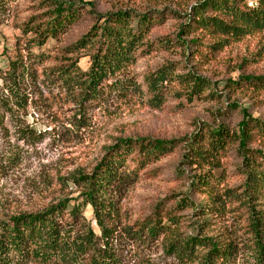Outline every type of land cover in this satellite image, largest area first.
I'll return each instance as SVG.
<instances>
[{
  "label": "rangeland",
  "instance_id": "rangeland-1",
  "mask_svg": "<svg viewBox=\"0 0 264 264\" xmlns=\"http://www.w3.org/2000/svg\"><path fill=\"white\" fill-rule=\"evenodd\" d=\"M80 1L91 3L99 14L130 10L159 16L144 35L134 62L122 75L123 80L130 78L140 84L142 94L126 88L114 91L107 87L112 80L109 79L98 98L79 105L71 95L72 88L66 90L54 78L56 75L45 74L63 66L66 47L93 24L90 15L85 14L41 48H31L29 52L33 55L29 56L22 50L27 48L25 42L33 34L23 35V27L32 26L31 21L46 11L44 2L0 0V221L43 211L65 198H72L71 204H82L80 188L71 178L78 173H90L118 139L179 140L170 154L159 159L135 155L127 158L126 168L136 174V181L114 195L118 199L119 220L106 226L115 230L108 245L118 264H183L164 250L167 235L140 241L126 236L123 228L149 217L159 205L165 210L172 209L179 198L189 193L197 171L181 165L187 139L218 125L236 132L242 109L252 119L264 121V90L258 82L242 79L248 75L264 78V34L247 35L221 47L214 46L216 37L204 34L197 44H180L177 42L180 26L200 0ZM252 1L247 0L249 5H253ZM40 20L44 19L36 22ZM197 35L191 31L184 40L190 42ZM35 55L39 57L33 58ZM72 58L78 60L81 72L88 70L87 50ZM20 59L29 67L31 78L20 84L17 96L15 93L12 96L2 80L3 72L10 62ZM165 68L168 81L162 87V101L157 104L146 92L144 80L146 75ZM188 72L210 82V87L191 101L187 99V85L181 79ZM228 80L235 83L227 85ZM238 165L236 146L231 144L216 171L222 176L216 185L220 192L225 186L242 182ZM192 199L202 206L206 202L201 195ZM81 214V228L89 229L99 246L104 247L91 208L83 207ZM177 215L182 216L178 231L183 234L191 231L190 221L202 220L189 209ZM237 221L242 225L238 216ZM229 223V219L221 218L216 228Z\"/></svg>",
  "mask_w": 264,
  "mask_h": 264
},
{
  "label": "trees",
  "instance_id": "trees-1",
  "mask_svg": "<svg viewBox=\"0 0 264 264\" xmlns=\"http://www.w3.org/2000/svg\"><path fill=\"white\" fill-rule=\"evenodd\" d=\"M46 11L31 21L32 26L23 27V35L33 37L25 42L22 51L41 48L47 40L77 23L85 14L93 24L73 44L65 49L64 64L50 69L45 75L55 76L79 105L95 100L103 90V84L114 91L124 88L142 94L140 84L122 79L127 66L134 62L135 52L143 45L144 35L159 16L138 14L130 10H118L99 14L91 3L80 0H42ZM200 0L185 17L180 26L177 42L197 44L200 35L217 38L215 47L238 41L254 33L264 34V0ZM43 17V18H42ZM37 19H44L37 21ZM29 24V23H28ZM198 33L190 42L184 40L190 32ZM82 50L88 51L89 68L81 72L78 60L72 57ZM39 55L33 56L37 58ZM29 67L20 59L10 62L3 72L2 80L10 94L18 91L21 83L31 78ZM167 69L145 76L146 92L151 100L162 101V87L168 81ZM187 85V99L191 101L210 87V82L194 73L181 76ZM246 81L258 82L264 90V78L243 76ZM235 82L227 81V85ZM235 108V105H232ZM237 131L230 132L223 125L196 133L184 143L185 152L181 165L186 164L197 173L189 185V193L175 202L172 209L160 205L142 221L127 225L123 232L134 240L165 238V251L183 264H264V121L252 119L246 110ZM179 140L149 138H121L108 147L105 156L88 174L78 173L71 181L80 188L82 204L71 202L72 198L59 200L43 211L22 213L0 221V264H118L108 240L119 220L114 196L132 186L136 174L128 171L126 160L131 156L143 159H159L170 154ZM236 146L239 158L238 172L242 182L224 187L220 192L217 184L221 173V158L229 145ZM258 144V147H253ZM201 195L204 205L192 199ZM89 206L101 230L104 247L99 246L95 235L81 228L82 208ZM193 210L194 216L202 218L190 221L189 234L178 231L182 216L177 212ZM240 212V214L238 213ZM237 216L242 225L237 221ZM229 219V226H217V220ZM223 223V222H221ZM82 230V231H81ZM241 230L243 232L241 233ZM185 235V236H184Z\"/></svg>",
  "mask_w": 264,
  "mask_h": 264
}]
</instances>
